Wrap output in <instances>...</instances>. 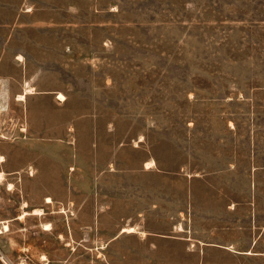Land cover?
Here are the masks:
<instances>
[{"label": "rangeland", "instance_id": "rangeland-1", "mask_svg": "<svg viewBox=\"0 0 264 264\" xmlns=\"http://www.w3.org/2000/svg\"><path fill=\"white\" fill-rule=\"evenodd\" d=\"M0 90V264H264V0H0Z\"/></svg>", "mask_w": 264, "mask_h": 264}, {"label": "crops", "instance_id": "crops-1", "mask_svg": "<svg viewBox=\"0 0 264 264\" xmlns=\"http://www.w3.org/2000/svg\"><path fill=\"white\" fill-rule=\"evenodd\" d=\"M0 156H2V155H0ZM215 246H218V245H215ZM220 249L221 250H224V251H227V252H230V253H233V254H236V255L237 254H242L243 255V254H248L249 253L248 251L247 252H244V253L243 252H237V251L234 250L233 247H231V245H228L227 247H220ZM220 249H217V251H221ZM213 251H215V249H211V248L201 249L200 250V253H202V254H200V255H203L205 252L208 253V252H213Z\"/></svg>", "mask_w": 264, "mask_h": 264}, {"label": "bare ground", "instance_id": "bare-ground-1", "mask_svg": "<svg viewBox=\"0 0 264 264\" xmlns=\"http://www.w3.org/2000/svg\"><path fill=\"white\" fill-rule=\"evenodd\" d=\"M29 92H30V91H29ZM21 97H22V96H21ZM59 97H62V96L60 95ZM62 99H63V97H62ZM0 158H1V160L3 159L2 156H1ZM45 202H46V203H50V202H51L50 198H49V197H46ZM34 214H38V211L34 212ZM23 216H24V215H23ZM122 231L132 232V229H123Z\"/></svg>", "mask_w": 264, "mask_h": 264}]
</instances>
